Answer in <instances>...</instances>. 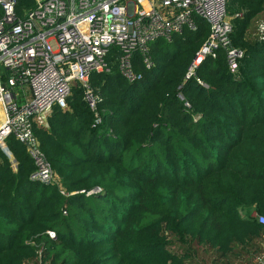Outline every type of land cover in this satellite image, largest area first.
Segmentation results:
<instances>
[{"label": "trees", "instance_id": "16d2710c", "mask_svg": "<svg viewBox=\"0 0 264 264\" xmlns=\"http://www.w3.org/2000/svg\"><path fill=\"white\" fill-rule=\"evenodd\" d=\"M34 6L16 0V14ZM227 14L244 52L234 72L220 50L184 79L209 34L196 16L195 29L151 43L152 69L134 55L136 80L115 54L91 74L99 125L72 85L67 107L34 129L59 184L31 179L24 145L5 139L16 168L0 148V264H189L194 244L215 264H250L264 239L249 213L264 215V0H228Z\"/></svg>", "mask_w": 264, "mask_h": 264}, {"label": "built area", "instance_id": "2783aa9c", "mask_svg": "<svg viewBox=\"0 0 264 264\" xmlns=\"http://www.w3.org/2000/svg\"><path fill=\"white\" fill-rule=\"evenodd\" d=\"M227 2L35 0V6L20 17L16 14V0H0V145L12 135L33 161L30 178L59 184L34 129L48 127L54 107H67L72 85L77 83L82 89V99L93 113L92 126L99 125V97L91 86V74L109 72L107 57L115 54L123 76L130 82L136 80L139 76L134 69V55L139 54L145 69H152L151 43L158 39L170 42L184 29H195L196 16L209 24V34L184 79L193 75L201 59H215L220 50L234 72L244 52L231 44ZM258 32L264 35V21L258 23ZM197 82L207 88L200 79ZM59 189L61 194H67L62 186ZM251 216L264 225V215L253 212ZM46 233L55 240L53 231ZM260 245L256 264H264V239Z\"/></svg>", "mask_w": 264, "mask_h": 264}, {"label": "rangeland", "instance_id": "374dc122", "mask_svg": "<svg viewBox=\"0 0 264 264\" xmlns=\"http://www.w3.org/2000/svg\"><path fill=\"white\" fill-rule=\"evenodd\" d=\"M0 148L3 149V151L9 156V158L12 160V166L15 169L16 163L13 161L11 154L9 153L7 147H5V144H1ZM245 211V210H244ZM253 210H251L249 213L250 215H253ZM196 252L189 257L188 260H190L189 264H215L213 262V253L211 250L205 248L204 246L200 244H194ZM255 255L248 254L247 259L250 264H256L254 260Z\"/></svg>", "mask_w": 264, "mask_h": 264}]
</instances>
